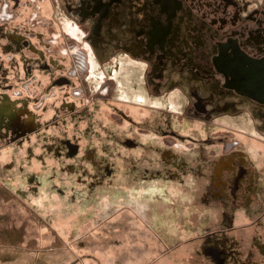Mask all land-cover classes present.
I'll return each instance as SVG.
<instances>
[{
	"label": "rangeland",
	"instance_id": "obj_1",
	"mask_svg": "<svg viewBox=\"0 0 264 264\" xmlns=\"http://www.w3.org/2000/svg\"><path fill=\"white\" fill-rule=\"evenodd\" d=\"M0 1L2 10L10 5L7 0ZM45 1L21 0V15L10 20H17L16 24L28 22L33 41L47 56L59 60L67 57L72 70L59 74L83 78L85 69L79 59L83 55L88 59V42H78L64 29L66 19L74 21L64 15V0H51L52 14ZM83 27L87 29L89 24ZM36 33L42 35L44 46L37 43ZM79 33L82 39L86 32L80 28ZM119 55L108 59L106 66L114 65ZM33 70L29 78L22 80L21 89L34 98L31 106L42 124L29 138L0 139V185L13 195L6 193L7 201L0 205V225L25 227L29 236L36 230L39 239L64 234L66 240L52 248L45 243L17 247L12 240H0V251L8 259H21L23 264L32 253L39 258L37 264L51 263L52 254L62 258L54 253L60 249L74 252L72 264H207L198 254L199 238L220 226L222 204L206 197L209 162L205 161L234 145L232 149L243 151L259 171L264 185V120L252 105L241 104L239 111L229 115H189L183 110L188 102L186 85H181L184 90L176 85L169 87L172 80L181 78L177 71L165 69L163 78L155 80L161 83L159 94L153 92L157 87L150 80L151 94L147 95L144 87L141 90L152 102H178V110L123 100L117 95V81H107L95 91L88 81L81 84L76 80L78 86L72 93H83L71 97L78 108L69 112L63 111L60 104L64 79L53 85L44 71ZM139 78L143 80L132 82L131 92L145 84L143 74ZM44 105L47 110L42 109ZM114 107L122 109L129 120L117 115ZM243 116L249 117L247 124L256 132L238 127ZM221 117L234 121L224 122ZM176 136L186 140L177 141ZM163 146L185 156L199 169L198 174L188 169L172 177L164 173L167 167L158 153ZM154 170L163 175L154 174ZM146 175L150 178H144ZM154 185L163 189L162 196L142 195L145 187ZM133 190L139 193L133 196ZM234 214L235 234L248 241L249 235L258 231L257 225L243 218L241 211ZM24 220L25 226L21 223ZM15 251L20 254L14 255ZM25 251L31 252L22 254Z\"/></svg>",
	"mask_w": 264,
	"mask_h": 264
},
{
	"label": "flooded vegetation",
	"instance_id": "obj_2",
	"mask_svg": "<svg viewBox=\"0 0 264 264\" xmlns=\"http://www.w3.org/2000/svg\"><path fill=\"white\" fill-rule=\"evenodd\" d=\"M7 1L10 5L3 10L0 1L3 16L0 17V139L29 138L30 133L38 132L41 127L42 121L31 106L34 98L21 89L22 80L29 78L33 69L44 71L53 85L58 79H64L63 88H60L63 111L73 112L78 108L71 99L83 93V90L72 93L78 86L76 80L81 84L88 81L95 91L107 81H117L120 91L117 95L123 100L178 110V102L171 99L169 102L157 99L152 102L141 90L144 87L147 95L151 94L150 80L157 87L153 92L159 94L161 83L155 80L162 79L168 69L177 71L181 78L172 80L169 87L176 85L184 90L181 87L184 84L188 89L185 91L188 102L183 110L189 115L197 117L201 113L209 118L217 114L229 115L239 111L241 104L250 103L264 120V104L228 87L231 83L226 75L238 61L264 59V0H64V15L74 20L71 23L66 19L64 29L78 42H88L85 44L88 59L85 55L79 59L85 69L84 79L59 74L72 70L67 57L59 60L47 56L33 41V30L28 22L16 24L17 20H10L21 15V0ZM45 2H49L48 10L52 14L51 0ZM8 12L13 15L5 16ZM86 22L89 24L87 29L83 27ZM80 28L86 32L82 39ZM35 36L37 43L43 45L42 35L36 33ZM118 53L121 55L115 58L114 65L106 66L107 60ZM142 74L145 84L131 92L134 82L143 80L139 78ZM176 94L179 93L174 92ZM42 109L47 110V106ZM114 109L121 118L129 120L122 109ZM231 119L221 117L220 120L233 122L234 118ZM241 119L242 124L238 127L256 132L247 124L249 117ZM176 137H179L174 138L177 141L186 140ZM212 141L207 139L206 142ZM232 146L224 154L204 163L209 162L206 197L209 201L221 202V224L216 230L205 231L200 236L198 254L207 264H264V185L260 182L259 171L248 161L246 154ZM68 147L71 148L70 144ZM158 153L160 161L167 167L164 173L168 176L184 174L187 169L192 173L199 172L195 164L173 152L171 147L163 146ZM154 171L156 175H163L160 170ZM149 175L144 178H150ZM158 188L157 185L145 187L142 195L162 196L163 189ZM133 191V196L139 193ZM236 211H241L243 218L258 227L257 232L249 235L248 241L235 234Z\"/></svg>",
	"mask_w": 264,
	"mask_h": 264
},
{
	"label": "crops",
	"instance_id": "obj_3",
	"mask_svg": "<svg viewBox=\"0 0 264 264\" xmlns=\"http://www.w3.org/2000/svg\"><path fill=\"white\" fill-rule=\"evenodd\" d=\"M6 193L13 197V195H11L12 194L11 192H9L5 187L0 185V205H3L7 201V198L5 196ZM0 220H1V217H0ZM21 223H23L24 226L27 224L25 222V220L22 221ZM24 228L25 227L19 228L18 226L14 225V229H13L12 227H6L5 224L0 225L1 243H5L6 241L10 243L12 240L13 244H15V246H17V247H26V246L34 247V246H37L39 243L40 244L45 243L46 246H49L52 248V247H54V244L59 245L63 241L66 240V237L64 236V234H62L63 237L57 236L54 234L50 235V236H48V235L44 236L43 235V236H40V239H39L38 238L39 236L36 235L37 234L36 230H35V233H36L35 235L29 236L25 232ZM15 235H17L18 237H16ZM54 240L56 241L55 243H53ZM18 251L19 252L21 251L20 248L18 249ZM18 251L17 252L15 251L14 255L20 254ZM28 252H31V251H25L22 254H26ZM54 253L61 254L62 258L56 259V258H54V255L52 254L51 255L52 257L49 258L51 263L47 262L46 264H72L73 263L72 259L75 256L74 252L66 251L64 249H60L59 252H54ZM17 259H16V257H15V259H8L6 257V255L4 253H2V251H0V264H23L21 259H19V260H17ZM29 259H28L29 261L27 262V264H37L39 262V258L37 257V254H34V253L31 254V257Z\"/></svg>",
	"mask_w": 264,
	"mask_h": 264
},
{
	"label": "bare ground",
	"instance_id": "obj_4",
	"mask_svg": "<svg viewBox=\"0 0 264 264\" xmlns=\"http://www.w3.org/2000/svg\"><path fill=\"white\" fill-rule=\"evenodd\" d=\"M257 63L253 61H238L233 66V69L229 70L227 76L230 77V83L231 86H233L236 90L242 91V89L245 88V92L247 90H259V87H255L257 85H254V89L252 87L246 88L249 84H251L249 81L246 80L252 79L254 76L262 74L259 69H257ZM257 83V82H256ZM260 91V90H259Z\"/></svg>",
	"mask_w": 264,
	"mask_h": 264
},
{
	"label": "water",
	"instance_id": "obj_5",
	"mask_svg": "<svg viewBox=\"0 0 264 264\" xmlns=\"http://www.w3.org/2000/svg\"><path fill=\"white\" fill-rule=\"evenodd\" d=\"M256 63L258 64L256 68L259 69V71H261L262 74L256 75L252 79L246 80L247 82L249 81L251 83L248 86H246V88L248 89L252 87L254 89V85H257L255 87H259L260 91L259 90H256V91L247 90L246 93L242 91H239V92L244 94L247 97L255 99L259 101L260 103L264 104V59L259 60ZM228 87L233 88V86H228Z\"/></svg>",
	"mask_w": 264,
	"mask_h": 264
}]
</instances>
